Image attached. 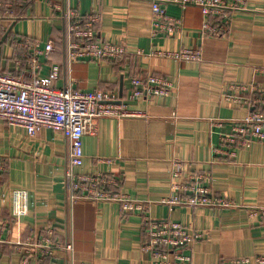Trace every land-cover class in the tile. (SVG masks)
<instances>
[{
	"label": "crops",
	"instance_id": "crops-1",
	"mask_svg": "<svg viewBox=\"0 0 264 264\" xmlns=\"http://www.w3.org/2000/svg\"><path fill=\"white\" fill-rule=\"evenodd\" d=\"M246 4V10L234 14L226 34L200 43L202 15L196 7L168 5V14L182 16L183 29L172 37L152 39L149 0H0V70L31 76L27 55L50 41L53 49L39 57L37 72L47 75L50 66L57 65L54 87L112 92L124 97L128 109L142 112L140 117L97 118L94 132L83 137L84 157L75 170L114 178V189L147 202L145 214L154 221H178L200 231L203 237L184 249L193 264L264 255V224L250 221L245 207L169 210L159 203L171 193V161L179 159L184 172L206 173L205 184L213 192L243 205L264 206V141L237 148L232 159L217 160L212 153L219 141L213 120L241 119L248 112L223 99L228 86H264V0ZM63 9L99 13L97 37L124 43L129 54L116 60L69 62ZM198 44L199 62L147 55L152 48ZM150 73L168 79L171 93L128 99L130 78ZM68 160L69 145L61 133L42 128L31 136L0 119V264H21L20 243L41 240L48 227H53L55 241L72 242V252L60 248L28 264H154L141 250L147 238L140 213L122 219L117 203L69 201L64 189ZM14 190L26 192L27 211L19 218L12 214Z\"/></svg>",
	"mask_w": 264,
	"mask_h": 264
},
{
	"label": "built area",
	"instance_id": "built-area-1",
	"mask_svg": "<svg viewBox=\"0 0 264 264\" xmlns=\"http://www.w3.org/2000/svg\"><path fill=\"white\" fill-rule=\"evenodd\" d=\"M150 38H166L183 29L182 16L167 13V6L180 10L196 7L201 11L202 21L197 37L201 41L208 36H223L238 11L247 9L246 0H149ZM66 19V58L69 62L78 59L101 60L120 59L129 54L124 43L105 41L97 37L96 25L100 15L89 12L80 15L77 11L63 9ZM53 46L48 41L43 49L34 48L27 55L31 76L14 75L0 70V119L10 125L23 127L28 135H36L42 128L61 133L69 145V160L64 170V189L69 201L88 199L95 203L114 202L119 204L120 217L140 213L146 230V240L141 250L150 255L154 264H193L191 254L185 248L199 241L203 234L192 230L178 221H154L145 211L147 202L130 197L114 189L115 179L101 172L80 174L76 167L83 161V137L95 130V120L100 117H140L142 112L128 109L124 97L104 90L82 91L70 85L56 88L52 81L58 76V66L51 65L47 75H40L39 57H46ZM143 55V51L137 52ZM149 56L173 59L175 61L199 62L202 58L201 44L189 47L180 45L174 50L152 48ZM260 70V69H256ZM173 90L172 83L156 74L130 78L128 99L136 100L153 96H167ZM223 99L243 105L248 109L241 119L213 120L212 126L219 128L218 144L212 148L215 159H232L239 147H247L252 141H264V86L256 84L231 83ZM226 127V130H222ZM105 160V159H104ZM109 162V159H106ZM0 169H4L0 161ZM206 173H186L183 162L171 161L170 189L168 197L159 203L169 210L176 206L234 209L245 207L250 221L264 224V206L243 205L225 198L205 184ZM14 217L19 218L27 211L26 192L12 191ZM54 230L48 227L41 240L23 241L21 264H28L33 257L52 256L57 249L72 252V242L59 243L51 238ZM50 236V237H49ZM21 248H19L20 250ZM221 264H264V255L240 256L227 259Z\"/></svg>",
	"mask_w": 264,
	"mask_h": 264
},
{
	"label": "trees",
	"instance_id": "trees-1",
	"mask_svg": "<svg viewBox=\"0 0 264 264\" xmlns=\"http://www.w3.org/2000/svg\"><path fill=\"white\" fill-rule=\"evenodd\" d=\"M66 33V32H65Z\"/></svg>",
	"mask_w": 264,
	"mask_h": 264
}]
</instances>
